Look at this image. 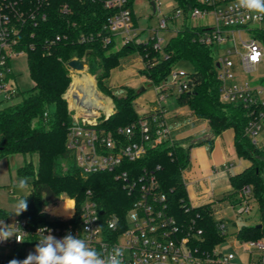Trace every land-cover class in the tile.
<instances>
[{"label": "trees", "instance_id": "trees-1", "mask_svg": "<svg viewBox=\"0 0 264 264\" xmlns=\"http://www.w3.org/2000/svg\"><path fill=\"white\" fill-rule=\"evenodd\" d=\"M136 1L129 0V7L137 25L134 14ZM145 1L151 3L153 0ZM171 1L174 2V10L181 11L184 24L162 50L154 49L151 40L138 41L139 37L117 47L115 39L105 30L112 12L97 2L69 1V9L64 11V0H52L43 9L45 19L37 17L22 26L16 49L27 55L34 86L25 92L18 91L17 98L21 97V101L0 109V159L13 154L22 155L25 163L18 170V176L20 179L28 178L31 190L26 196V211L16 216L0 210V218L25 220L28 234L21 243L10 244L13 246L12 255L7 260H0V264L25 259L28 250L38 243V228L78 229L82 205L90 199L98 204L104 220H116L121 226H127V214L135 202L134 194H128L122 181L117 180L113 173L82 176L73 153L67 148L71 115L64 96L71 77L66 64L86 57L89 58L88 71L95 77L98 90L113 100V115L107 120L102 119L99 125L114 136L120 128L137 123L140 118L135 108L138 96L135 90L123 87L125 93L114 96L104 85L122 59L139 54L144 62L140 75L151 86H158L167 80L181 60L193 64L194 71L186 73L189 89L176 94V103L180 107H188L198 119L208 121L211 138L206 143H211L226 129L234 130L236 153L251 165L230 176L232 192L218 202L239 206V194L249 186L263 228L242 225L236 238L240 242L264 240V145L254 144L247 133L249 117L241 104L220 102L221 84L213 50L198 41L197 36L202 30L187 24L189 13L196 7L204 6L198 0ZM58 36L61 37L59 42L55 41ZM256 36L264 44V31L258 30ZM107 37H111V43L105 45ZM83 38L86 40L82 41ZM7 77L15 79L16 76L11 74ZM260 82L264 83V77ZM161 118L163 120V116ZM150 122L154 127L151 119ZM196 144L184 148L167 139L160 146L150 148L143 159L125 162L123 168L134 171L135 177L144 170L153 172L156 191L166 197L168 214L182 229L190 230L192 246L199 254L207 255L226 242L228 236L219 229V224L224 222L215 218L218 206L214 203L197 207L190 205L183 172L190 164V148ZM34 156L37 157V165L33 161ZM63 197L75 201L76 214L73 218L63 220L42 212L43 207ZM198 229L201 234H197Z\"/></svg>", "mask_w": 264, "mask_h": 264}, {"label": "built area", "instance_id": "built-area-1", "mask_svg": "<svg viewBox=\"0 0 264 264\" xmlns=\"http://www.w3.org/2000/svg\"><path fill=\"white\" fill-rule=\"evenodd\" d=\"M51 1L1 0L0 2V94L6 101L17 98L19 91L15 79L7 77L14 75L11 60L17 55H26L24 51L16 49L20 43L19 32L28 21H34L37 17L45 19L43 9ZM64 1L62 6L64 11H68L69 1L102 4L105 9L112 12L105 30L115 42L120 39V46H123L138 37V41H141L140 29L134 21L129 0ZM152 2L155 6L154 13H163V6L173 11L171 15L164 14L159 20L154 36L147 40L153 41L154 49L162 50L164 39L158 36V32L172 30L170 23L179 18L182 27L183 15L180 10H174V2L171 0ZM198 2L204 7L194 8L188 15L187 24L201 29L202 32L197 36L198 41L213 50L217 77L221 84L220 102L241 104L249 117L247 133L254 144L264 145V138L259 140L264 131V86L260 83L263 77L252 78L264 62V44L256 36V32L264 31V28H250L252 24L264 23V18L256 19L255 14L243 9H233L235 0H198ZM181 27L177 28L173 35L179 32ZM85 40L86 38L82 39ZM55 41H61V37H56ZM110 43L111 37H107L104 44ZM66 66L71 77V84L64 96L71 115V125L67 134L68 150L73 153L82 176L88 177L99 172L113 173L117 180L122 181L128 194H134L135 202L127 214L125 227L116 220H104L98 204L90 199L82 205L81 224L78 229L44 227L38 228L36 233L40 235L38 230L50 229L51 234L58 238L71 233L73 236L85 239L89 247L102 255L111 252L114 247L120 248L123 252L122 264H264V240L243 242L237 240L233 244L236 253H225L217 248L212 254L200 255L192 246L190 230L182 229L176 219L168 214L166 197L156 191L157 183L153 172L144 170L135 177L134 171L123 168L125 162L133 163L143 159L150 148L160 146L167 139L172 141L164 118L163 120L161 118L162 104L165 103L170 91L176 90L177 93L188 91L187 77L179 83L181 73L172 70L169 75L170 84L165 80L155 86L159 107L153 115L140 117L137 123L120 128L114 136L99 125L102 119L107 120L113 115L115 108L113 100L104 97L98 90L96 79L88 71V67L83 71H74L68 67V63ZM184 75L186 76V73ZM77 79L84 82L88 79L93 81L96 91L92 99L93 105L85 104L86 88L82 86L83 84H75ZM225 168L227 169L228 166ZM239 199L238 214L250 216L254 209V199L249 186L241 190ZM51 206L54 204L45 206L42 212L63 220H69L76 214L75 201L71 215L54 216L47 210ZM5 224L18 226L22 240L28 234L25 220L14 218L6 221ZM85 228L93 231L85 232ZM219 229L227 235L225 223L219 224ZM197 234H201L200 229L197 230ZM21 242H17L13 236L9 240L0 241V248Z\"/></svg>", "mask_w": 264, "mask_h": 264}, {"label": "crops", "instance_id": "crops-1", "mask_svg": "<svg viewBox=\"0 0 264 264\" xmlns=\"http://www.w3.org/2000/svg\"><path fill=\"white\" fill-rule=\"evenodd\" d=\"M135 17L137 18L136 14ZM137 26L139 27L138 20ZM121 62L122 65H126L131 63V60L129 58H124ZM122 65L121 63L119 64V66ZM143 68L144 62L143 65L139 64L135 68L132 75L129 74L123 79L121 83L122 87H129L134 90L137 82L142 79L144 80L142 76H140L138 80L136 77L138 74H136V70H139V76ZM15 76V82L18 87L17 75ZM18 89L20 91L19 87ZM143 91H145V89L142 90V92ZM148 95H150L153 101V107L146 110L148 111L146 115H153L159 107V101L155 98L156 92L152 91ZM171 95H173V91L169 92L167 98ZM168 99L162 104L163 118L172 140L175 143L181 144L184 148L198 143L190 148V164L183 172V179L186 184L190 205L192 207H197L214 203L218 206L215 215L218 216L217 220H222L226 224L228 240L232 241L233 246V244L237 242V232L242 226L239 223V206L230 204L225 205L218 201L232 192V187L229 183L230 176L241 173L249 167L251 163L238 157L235 149V132L232 128L224 130L219 136L215 137L211 143H206L205 141L211 138V130L208 121L198 119L188 107H180L176 103V100L169 105ZM15 155L21 156L23 160V163L19 164V167L13 169L14 175H16L17 180H19L18 170L24 165L25 158L20 154H13L5 158L9 159ZM225 166H228V168L226 169ZM14 185L16 184L13 182L12 172L9 169V177L6 180H1L0 177V192L3 191V193H6L5 189L9 190ZM0 210L9 214H12L13 211L9 207H5L1 200ZM69 212H71V210ZM251 216L252 215L247 217L250 218ZM6 221L7 220H5V222ZM56 238L61 239L58 237ZM33 248L35 252V247ZM30 252L31 250L29 249L28 254Z\"/></svg>", "mask_w": 264, "mask_h": 264}, {"label": "rangeland", "instance_id": "rangeland-1", "mask_svg": "<svg viewBox=\"0 0 264 264\" xmlns=\"http://www.w3.org/2000/svg\"><path fill=\"white\" fill-rule=\"evenodd\" d=\"M164 4V2H163ZM134 11L137 16V20L139 23V32H140V40L141 41H147L149 37H153L155 34V29L158 28L159 20L165 15H171L173 13L172 10L166 9L163 6V13L156 12L154 13L153 8L151 4L148 1L145 0H138L134 3ZM163 14V15H162ZM181 19L179 18L178 20H175L174 22L170 23V28L172 30L170 31H160L158 32V36L162 37L164 40L162 42V46H165L166 43L169 41V39L172 37L174 31L181 27ZM250 28H264V23H256L250 25ZM117 47H120L121 42L120 39H117L116 43ZM220 53V51H218ZM131 60V63H128L126 65H122V62L120 61L122 66H118L115 69L111 71L110 77L105 80L104 85L110 90V93L114 96H121L123 93H125L124 88L122 87L121 83L123 82V79L128 76L129 74H133L135 68L139 65L142 64V59L139 54H134L132 56L127 57ZM11 69L14 72L15 75H17V84L18 87L20 88L21 92L28 91L33 88L34 83L30 78V73H29V66H28V58L27 55L21 54L17 55L12 58L11 60ZM194 71V66L191 62L186 61V60H181L178 62L175 67L173 68V72H180L179 74V83L183 82L185 80V75L184 73H192ZM139 74V70H136V74ZM137 78L139 80L138 76ZM259 77H264V62L261 64L259 70L257 73L253 74L252 78H259ZM167 83H171V77L167 79ZM261 83V82H260ZM264 86V83H262ZM145 89V91L140 92L141 89ZM134 90L136 93H138V96L135 100V108L140 117H147L150 116L146 115V112L148 113L149 108L153 107V101L150 98V95H148L150 92H156L155 86H151L150 82L144 77V80L142 79L141 81H138ZM155 94V93H154ZM176 94L177 91L173 90V95L169 96L166 98L168 99L169 105L172 102H175L176 100ZM104 97L108 98L109 96L103 94ZM158 100V95L156 92L155 95ZM154 98V96H153ZM21 101V97L15 98L10 101L4 100L3 95L0 94V109L7 107L9 105L18 103ZM151 113V112H150ZM152 114V113H151ZM264 138V131L262 132V135L259 137V140H262ZM264 141V140H263ZM34 158V163L36 165L37 159L36 156ZM23 163L22 157L19 155H15L10 157L9 159L3 158L0 159V177L1 180H6L9 177V169L12 172V178L14 184H17V177L14 175L13 169L15 167H19V164ZM6 193H3V191L0 192V200L4 204L5 207H9L10 209L13 210V205L17 202L19 198L26 197L30 190L31 187L30 185L28 186L27 189L25 190H20L19 188L14 185L11 187L9 190L5 189ZM8 190V191H7ZM71 201V199H67L65 197L59 199L56 201L54 206H57L62 203L63 201ZM74 201V200H73ZM59 202V203H58ZM72 205V202H71ZM254 209L252 212V216L250 218L247 217V215L244 214H239V223L241 225H260L261 223V215L257 210V204L253 203ZM44 208V207H43ZM72 208V207H71ZM70 208V210H71ZM54 215V214H53ZM215 218L217 219L218 216L215 215ZM0 220H3L5 222L6 219L0 218ZM219 249H221L225 253L229 252H235L234 247L232 246V241L227 240L223 244L220 245ZM31 252H34V248H30ZM13 252V246H10L8 248H1L0 249V260H7ZM236 253V252H235Z\"/></svg>", "mask_w": 264, "mask_h": 264}, {"label": "clouds", "instance_id": "clouds-1", "mask_svg": "<svg viewBox=\"0 0 264 264\" xmlns=\"http://www.w3.org/2000/svg\"><path fill=\"white\" fill-rule=\"evenodd\" d=\"M233 9H243L250 14H255L256 19L264 18V0H235ZM29 186L28 178L17 181L16 187L25 190ZM28 208L27 197L19 198L13 205L12 214L19 216ZM20 228L16 225L5 224L0 220V241H6L15 236L17 242L22 239L19 236ZM85 232L93 230L85 228ZM40 237L34 253H29L22 261L13 259L9 264H122L123 252L114 247L111 252L101 254L89 247L85 239L66 234L57 239L51 234L50 229L38 230ZM48 234L45 235L44 233Z\"/></svg>", "mask_w": 264, "mask_h": 264}, {"label": "bare ground", "instance_id": "bare-ground-1", "mask_svg": "<svg viewBox=\"0 0 264 264\" xmlns=\"http://www.w3.org/2000/svg\"><path fill=\"white\" fill-rule=\"evenodd\" d=\"M75 84H83L82 86L86 88L84 102L86 105H89V106L93 105L92 99L94 98V94L96 92L94 90L93 81L91 79H88L87 81L84 82V81L77 79L75 81ZM94 104L96 103L94 102ZM71 202H72V205H71ZM70 208H71V212H69ZM72 209H73V201H69V200L63 201L62 203L60 202V204H58L57 206H51L47 208L48 212H50L52 215L54 214V216L71 215Z\"/></svg>", "mask_w": 264, "mask_h": 264}, {"label": "water", "instance_id": "water-1", "mask_svg": "<svg viewBox=\"0 0 264 264\" xmlns=\"http://www.w3.org/2000/svg\"><path fill=\"white\" fill-rule=\"evenodd\" d=\"M150 4L153 8V11L155 12L154 2H151ZM88 65H89V58L88 57H86L82 60L81 59H74V60H71L70 62H68V67L74 71H83L85 69V67H88ZM217 66H218V64H217ZM142 90H144V89H141L140 92H142ZM103 102H104V100H103ZM256 227L261 229V228H263V225L260 224V225H257Z\"/></svg>", "mask_w": 264, "mask_h": 264}, {"label": "snow or ice", "instance_id": "snow-or-ice-1", "mask_svg": "<svg viewBox=\"0 0 264 264\" xmlns=\"http://www.w3.org/2000/svg\"><path fill=\"white\" fill-rule=\"evenodd\" d=\"M256 57H253V59H255Z\"/></svg>", "mask_w": 264, "mask_h": 264}]
</instances>
